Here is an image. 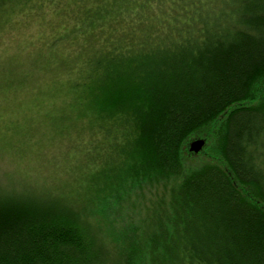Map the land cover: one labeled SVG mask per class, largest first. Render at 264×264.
I'll return each instance as SVG.
<instances>
[{"label": "trees", "instance_id": "16d2710c", "mask_svg": "<svg viewBox=\"0 0 264 264\" xmlns=\"http://www.w3.org/2000/svg\"><path fill=\"white\" fill-rule=\"evenodd\" d=\"M37 2L82 128L63 170L0 156V264H264V0Z\"/></svg>", "mask_w": 264, "mask_h": 264}, {"label": "rangeland", "instance_id": "374dc122", "mask_svg": "<svg viewBox=\"0 0 264 264\" xmlns=\"http://www.w3.org/2000/svg\"><path fill=\"white\" fill-rule=\"evenodd\" d=\"M67 17L63 6L32 0L0 24V156L31 180L67 167L82 128V107L72 106L71 97L78 77L64 70L57 53L65 48L67 56L68 47L52 43ZM20 77L27 83L5 88Z\"/></svg>", "mask_w": 264, "mask_h": 264}, {"label": "water", "instance_id": "95a60500", "mask_svg": "<svg viewBox=\"0 0 264 264\" xmlns=\"http://www.w3.org/2000/svg\"><path fill=\"white\" fill-rule=\"evenodd\" d=\"M205 146V140L202 138L191 141L189 150L193 153H199Z\"/></svg>", "mask_w": 264, "mask_h": 264}]
</instances>
